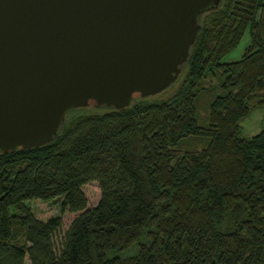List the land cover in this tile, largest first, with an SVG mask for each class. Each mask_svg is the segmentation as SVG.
Here are the masks:
<instances>
[{"label":"trees","instance_id":"1","mask_svg":"<svg viewBox=\"0 0 264 264\" xmlns=\"http://www.w3.org/2000/svg\"><path fill=\"white\" fill-rule=\"evenodd\" d=\"M197 21L165 90L70 108L52 141L0 152V264H264V128L240 125L264 106V0H221ZM246 32L242 57L222 61ZM30 199L81 212L57 246L61 217L37 218Z\"/></svg>","mask_w":264,"mask_h":264},{"label":"water","instance_id":"2","mask_svg":"<svg viewBox=\"0 0 264 264\" xmlns=\"http://www.w3.org/2000/svg\"><path fill=\"white\" fill-rule=\"evenodd\" d=\"M221 0H0V152L46 144L74 107L165 90Z\"/></svg>","mask_w":264,"mask_h":264},{"label":"rangeland","instance_id":"3","mask_svg":"<svg viewBox=\"0 0 264 264\" xmlns=\"http://www.w3.org/2000/svg\"><path fill=\"white\" fill-rule=\"evenodd\" d=\"M249 44L250 36L249 33L246 32L240 43L231 52L226 54L222 58V61L229 62L240 59ZM170 91V89L166 90L162 96L165 97L170 93ZM96 109L103 110L101 108ZM240 125L242 137H251L252 135L258 133L262 128H264V106L254 108L248 116L240 121ZM83 191L88 199L87 207L89 208L96 205L100 197V188L97 181H90L84 184ZM27 204L32 208L36 217L39 219L45 220L51 216L61 217V228L53 235L56 246L60 244L63 232L68 227L73 218L81 213L80 211L70 212L67 210L61 212L58 202H56L54 199L46 201L40 199H30L27 201ZM25 264H30L28 258L25 260Z\"/></svg>","mask_w":264,"mask_h":264}]
</instances>
